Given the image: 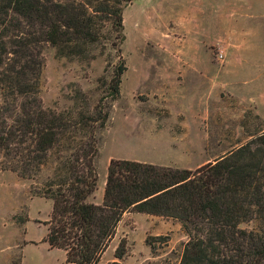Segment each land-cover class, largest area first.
<instances>
[{
  "label": "rangeland",
  "instance_id": "1",
  "mask_svg": "<svg viewBox=\"0 0 264 264\" xmlns=\"http://www.w3.org/2000/svg\"><path fill=\"white\" fill-rule=\"evenodd\" d=\"M122 25L120 42L104 22L86 60L40 49L38 98L55 112L80 94L90 110L124 65L95 134V204L111 160L194 170L264 131V0H123ZM47 174L0 172V264H66L42 242L51 203L30 194ZM238 228L264 235V193L248 200ZM186 241L174 219L125 212L99 264H179Z\"/></svg>",
  "mask_w": 264,
  "mask_h": 264
},
{
  "label": "trees",
  "instance_id": "2",
  "mask_svg": "<svg viewBox=\"0 0 264 264\" xmlns=\"http://www.w3.org/2000/svg\"><path fill=\"white\" fill-rule=\"evenodd\" d=\"M122 3L0 0V172L31 181L48 172L30 194L51 203L42 242L66 264H99L125 212L178 221L187 235L179 264H264V235L238 228L248 200L264 193V131L194 170L111 160L101 202L88 201L97 185L95 134L125 68L102 81L90 110L80 94L79 110L55 112L38 98L40 49L89 59L104 22L123 41Z\"/></svg>",
  "mask_w": 264,
  "mask_h": 264
},
{
  "label": "crops",
  "instance_id": "3",
  "mask_svg": "<svg viewBox=\"0 0 264 264\" xmlns=\"http://www.w3.org/2000/svg\"><path fill=\"white\" fill-rule=\"evenodd\" d=\"M88 201L90 202V200L88 199ZM56 250V249H55ZM59 251V250H58Z\"/></svg>",
  "mask_w": 264,
  "mask_h": 264
}]
</instances>
